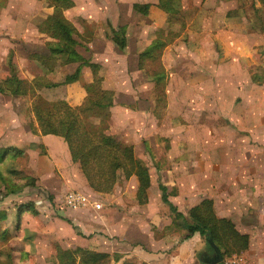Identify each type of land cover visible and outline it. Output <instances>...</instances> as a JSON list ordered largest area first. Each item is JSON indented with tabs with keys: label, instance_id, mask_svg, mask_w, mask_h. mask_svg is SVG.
I'll return each mask as SVG.
<instances>
[{
	"label": "rangeland",
	"instance_id": "rangeland-1",
	"mask_svg": "<svg viewBox=\"0 0 264 264\" xmlns=\"http://www.w3.org/2000/svg\"><path fill=\"white\" fill-rule=\"evenodd\" d=\"M76 1L82 19L93 17L104 21L110 10L122 6L121 0ZM132 1H122L130 12L129 23L135 22L130 7ZM251 1L254 0L234 1L233 4L241 5L242 10L226 22L225 12L232 7L228 0H157L154 7L176 15V21L186 20L188 28L180 34L179 41L171 38V43L176 44L168 48L165 47L171 36L166 34V29L154 31L151 37H158L166 43L155 50L154 61H144L143 72L137 69L139 45L129 41L122 53L116 49L112 52L106 49L108 41L103 38L101 43L93 45H84L86 40L81 39L82 43L76 47V53L96 65V70L87 64L65 65L55 59L46 65L53 69L49 72L30 56L36 54L45 59L50 49L62 46L58 31H41L53 13L50 0H0V85L11 74L9 64L15 67L22 81L17 96L0 93V154L5 157L0 162V214L5 217L0 220V234L7 232L5 239L0 238V264L9 262L3 257L5 253L31 247H37L38 254L45 258L44 261L39 259V264H47L50 254L55 255L58 249L75 245L72 234H77L79 221H75L74 215L82 210L72 212L65 208L64 197L69 192L84 195L92 204L101 206L100 214L114 218L122 210V200L135 199L143 206L149 194L156 197L160 193L156 185L173 182L175 185L166 188L168 196L178 197L180 191L182 196L186 193L187 203L180 206L185 213L193 202L198 201V196L193 195L195 189L205 186L203 181L215 180L212 174L216 172H211L207 179L201 176V171L238 164L240 158L230 156L231 141L241 146L237 149L239 151L244 149L246 152L253 144L264 150V92L253 90L249 93L251 99L246 101L242 89L247 85H264V7L256 14L249 6ZM105 31L110 34L108 29ZM172 54L177 55L174 60ZM108 55L111 58L106 59ZM76 69H79L83 85H63L65 77ZM162 71L165 79L157 84L154 74ZM150 77H154V83ZM98 82L102 90L104 86H115L113 98L120 103H129L131 96L136 98L131 106L128 105L134 112L133 117H125L128 122L142 120L135 124L138 125L135 129L131 126L127 132L112 123L110 111L108 115L90 121L100 125L110 136L114 135L115 139L121 135L116 140L123 145L129 144L126 143L128 139L136 143V134L132 131L138 129L140 132L135 157L147 167L149 181L154 184L150 192L149 188L145 190L141 203L136 198L138 188L134 192L133 183L129 181L132 178L137 180L135 176L129 179L119 176L109 192H96L87 183L74 179L70 185L63 175V168L54 163L53 153L45 147L43 135L39 133L33 113L38 100L65 101L78 106L83 103L92 84ZM48 84L59 85L46 88ZM187 86H191L190 89ZM183 93L186 99L182 103ZM168 94L171 115L166 109ZM120 117H114L116 123ZM248 139H251L249 143ZM203 148L209 149V154L202 156L200 150ZM226 176L230 180V173ZM182 181L191 186L190 191L180 188ZM27 205L33 207L35 213L26 211L24 206ZM255 218L256 212L252 211L245 222L255 224ZM175 229L156 232L151 227L155 240L169 237L179 242L185 232L178 226ZM208 253L212 255L211 250ZM241 253L246 256L244 251H239L226 254L223 259ZM108 263L112 264L109 260Z\"/></svg>",
	"mask_w": 264,
	"mask_h": 264
},
{
	"label": "crops",
	"instance_id": "crops-1",
	"mask_svg": "<svg viewBox=\"0 0 264 264\" xmlns=\"http://www.w3.org/2000/svg\"><path fill=\"white\" fill-rule=\"evenodd\" d=\"M122 1L126 2V0H121L122 6H116L113 10H110V12L105 15L104 21L93 17L88 19L80 18L77 12L78 3L76 0H73L74 6L69 9L68 12L66 11L67 13L65 12L64 15L77 30L79 34L77 38L78 42L82 43L81 39L86 40L85 42L87 43L84 42V45H93L98 42L101 43V39L103 38L104 40L108 41L106 49H109L112 52L113 49H116L122 53L127 49L129 41H134L135 45H139L138 48H140L137 53V69L143 72V70L139 69L138 66V56L145 49H147L154 40L158 39V37H151L153 32L157 29H166L167 35L169 34V31L174 33V36L170 37V39L173 38L174 40H177L180 39V34L182 32L187 31L188 24L184 19L181 20V22L177 21L173 25L168 24V13H164L156 6H153L155 3H157V0L155 2L154 0H133L130 7L135 14V22L129 23L128 18L130 17V12L126 10ZM228 1L232 3V7L227 9L225 12V17L227 20L226 22H228V18H234L237 16L236 14L240 13L242 10L241 5L236 6L233 4L234 1L236 3L237 0ZM134 4L150 5L147 14L141 15L135 12L133 10ZM250 5L256 10H260L264 7L259 3L258 0H254L253 2L251 1L249 6ZM113 22H115V25ZM93 23L95 25L99 23L97 25L98 27L96 26L93 28ZM105 28L110 31L109 35L106 33ZM120 30H124L125 32L126 47L124 50H119L114 46L111 41L112 36L108 38V36L112 35L113 32H119ZM173 39L167 42L168 45H166L165 48H168L169 46L173 47L176 44L171 43ZM174 56L177 55L172 54L173 60L175 59ZM108 57L111 58V55H108L106 59H108ZM82 58L87 60L85 57ZM35 62L37 63V61ZM44 68L50 72L48 68ZM79 78L80 77H78L77 81L65 86L73 84H78L80 86L83 85V81H80L81 78ZM178 78H180V76ZM180 79L186 83L183 78ZM103 83L105 85V81ZM114 87L115 86L109 85L104 86L103 89L106 91L115 92ZM190 87L191 86H187L186 88L190 89ZM242 89L244 90L243 98L248 101L251 99V95L249 93L253 90H262L261 93H263L264 85H247ZM186 91L187 90H185V92ZM184 93L181 96L182 103L186 99ZM85 98L83 99V102ZM169 98L170 95L168 94L166 109H168V114L171 115L170 110L172 108V104ZM128 99H131L129 102L130 104L120 103L114 99V105L110 109L112 123L120 125L121 129L126 130L127 132L133 127L135 129L138 126L135 124H138L142 121L141 119H137L135 122L126 121L125 117L129 118L128 115L132 116V113H134L128 107V105L131 106L133 100H136V98L131 96ZM67 103L72 106L69 102ZM82 104L83 103H80L78 106H81ZM139 104L144 103L139 101ZM183 106L184 108L186 107V105ZM148 114H151V112H148ZM116 115L119 117L121 116L120 121L117 123V119H114ZM236 127H238V131H242L239 126ZM132 133L136 134V143L135 141L129 139L126 141V143H129L127 145L125 143V145H123L121 142L118 143L123 146H131L136 156V144L137 140L139 141V136L137 135L140 134V132L137 129L133 130ZM120 136L121 135L117 137L120 139ZM232 137H234V135H232ZM42 138L45 147H48L53 153L52 157L55 159L54 163L56 165H60V167L63 168V175L65 178L67 177L69 184L71 185L73 183V179L75 182H78L79 180L83 184H86V181L79 170L78 165L72 163L67 144L61 138L52 135H46ZM116 139L115 141H117ZM250 140L251 139H248L246 141L249 143ZM258 140L260 139L258 138ZM235 144L236 143H232V141L230 142V156L233 155L235 158H240L238 164H230V166L219 165L215 168H208L205 170V172L201 171V176H206L207 179L210 178L209 174L211 172H216L212 174L215 180L208 179L207 182L203 181L206 185L195 189L196 191L193 193V195L198 196V201L193 202L192 205L187 208L186 212L190 208L200 204V202L205 199L211 200L213 202L214 213L218 218L230 220L235 225L236 230L240 234H244L249 237L248 248L244 251L246 256L251 259L253 264H264V150L253 144L251 145L252 147H248L250 149L246 150V152H244V149L239 151L237 149H239L241 146L239 147L238 143L237 146ZM245 148H247V146H245ZM200 152L202 156H205L206 154H209L210 150L203 148V150H200ZM194 154L197 156L198 152ZM229 173L230 180L227 178L228 175L224 177ZM129 181H132L133 190L135 192V190L138 188L136 182L137 180H133L132 178ZM161 185H163L165 188H171L172 185L175 184L171 182V184ZM181 187L187 189L188 191H190L191 188V186L187 185L186 182L184 183V181L180 183V188ZM152 188H154V184L151 181L150 187L148 189L149 192ZM156 188L159 189V185H156ZM159 192L160 193H158L156 197L149 194L147 202L145 201L146 203L144 202L145 204L143 206H140L135 199H129L130 201L124 200L125 202L122 200L120 202L122 210L121 212L117 213L114 218H112L111 215L100 214L99 211L101 210H97L92 203L84 208L72 209L66 207L65 203L63 202L67 210L72 212L82 210V212H76L74 215L75 221H79L77 234H72L75 239V245L61 250L75 252L76 250L81 249L108 255L107 259L104 261V264H107L108 260L109 262H112V264H196L198 258L203 255H209L208 250H211L199 234H195L192 238L183 242H180L181 239L179 242H174L173 238L169 237L167 239H154L151 227L156 232L176 230V226L174 225L170 215L169 208L162 202L161 191L159 190ZM190 194L192 193L190 192ZM107 200L110 201L111 199L107 198ZM168 200L177 208L180 213H182L185 217L187 216V213L182 212L180 207L181 205L187 203L186 193L182 196V192L180 191L178 197L168 196ZM128 203H130V205H128ZM165 207H167V209ZM252 211L256 212L255 224L247 223V221L245 222L247 215L251 214ZM142 214L144 217H142ZM67 222H69V220ZM32 235L37 237V234ZM171 244L174 246V248ZM14 255L16 256L17 260H15V264H39L40 260H45L44 256H41L42 254H38L37 247H31L27 249L25 248V250L14 249ZM48 257L49 259L47 260V264H60L57 258V251L55 255L50 254ZM42 264L46 263L43 262ZM74 264H85L82 262L80 254H74Z\"/></svg>",
	"mask_w": 264,
	"mask_h": 264
},
{
	"label": "trees",
	"instance_id": "trees-1",
	"mask_svg": "<svg viewBox=\"0 0 264 264\" xmlns=\"http://www.w3.org/2000/svg\"><path fill=\"white\" fill-rule=\"evenodd\" d=\"M264 6V0H258ZM50 6L53 7V13L44 22L41 31L50 33L58 31L62 42L61 48L50 49L49 56L43 57L36 54L30 56L32 60L37 61L44 67L52 60H60L62 64L78 63L87 64L90 68L96 70L97 66L91 64L76 53V47L79 42L75 38L79 34L75 27L64 17L63 12L74 6L73 0H50ZM150 5H133V10L141 15H146ZM251 8L257 14L253 6ZM176 15L168 13V24L176 23ZM171 37L174 36L169 31ZM111 41L116 48L124 50L126 47V39L124 30L113 32ZM165 42L156 39L152 44L138 56L139 69L143 70L145 60L156 59L155 50L163 46ZM11 67V74L2 85H0V93H9L17 96L20 93L22 81L16 74L15 67ZM50 71L53 69L49 68ZM95 72V71H94ZM157 84L163 82L165 73L154 74ZM79 77V69L74 74L66 76L63 85L77 81ZM154 81V77H150ZM59 84H48L45 87H56ZM155 85V84H154ZM113 93L102 90L100 82L93 83L90 92H88L83 104L79 107H72L65 101L48 102L38 100L34 104L33 113L37 121L39 133L43 136L52 135L61 138L68 147L72 163L79 166L86 183L89 188L96 192H109L118 182L119 176L129 179L135 176L138 181L137 200L141 203L145 190L150 186L149 174L147 167L135 157L131 146H123L106 133L100 125L90 121L91 118H99L108 115L110 109L114 105ZM4 155L0 154V162L4 159ZM161 191L162 202L168 206L170 215L174 225L184 230L180 242L192 238L195 234H199L203 239H210L220 249L222 256L232 254L233 252H243L248 248L249 237L240 234L235 225L225 218H218L213 210V202L205 199L197 206L191 208L185 217L177 208L168 200L167 189L163 185H159ZM26 211L34 212L30 205L24 206ZM4 215L0 214V220L4 219ZM191 220V223L189 222ZM6 231L0 234V238L5 239ZM12 240V239H11ZM8 253V254H7ZM4 254V258L8 264H15L16 256L14 250ZM74 254H80L81 260L85 264H104L108 255L94 253L78 249L75 252L69 250L57 251V258L60 264H74ZM14 258V261H13ZM17 261V260H16ZM14 262V263H13ZM5 263V264H6Z\"/></svg>",
	"mask_w": 264,
	"mask_h": 264
},
{
	"label": "built area",
	"instance_id": "built-area-1",
	"mask_svg": "<svg viewBox=\"0 0 264 264\" xmlns=\"http://www.w3.org/2000/svg\"><path fill=\"white\" fill-rule=\"evenodd\" d=\"M64 203L66 207L72 209L84 208L91 204L90 200L84 195L76 192H69L65 196ZM93 206L100 210L101 206L99 204H93ZM220 264H250L248 259L244 254L235 255L229 259H223Z\"/></svg>",
	"mask_w": 264,
	"mask_h": 264
},
{
	"label": "water",
	"instance_id": "water-1",
	"mask_svg": "<svg viewBox=\"0 0 264 264\" xmlns=\"http://www.w3.org/2000/svg\"><path fill=\"white\" fill-rule=\"evenodd\" d=\"M207 245L212 251V255H205L202 259H199L198 264H220L223 260L220 249L210 239L205 240Z\"/></svg>",
	"mask_w": 264,
	"mask_h": 264
},
{
	"label": "flooded vegetation",
	"instance_id": "flooded-vegetation-1",
	"mask_svg": "<svg viewBox=\"0 0 264 264\" xmlns=\"http://www.w3.org/2000/svg\"><path fill=\"white\" fill-rule=\"evenodd\" d=\"M205 255L201 256L200 259H202V257H204Z\"/></svg>",
	"mask_w": 264,
	"mask_h": 264
}]
</instances>
